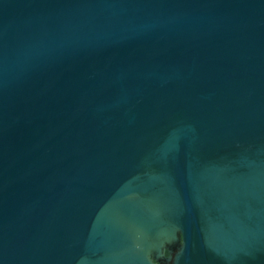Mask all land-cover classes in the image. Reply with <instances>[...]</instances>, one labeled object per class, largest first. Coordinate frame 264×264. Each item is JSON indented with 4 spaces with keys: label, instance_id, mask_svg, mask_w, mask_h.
<instances>
[{
    "label": "water",
    "instance_id": "obj_1",
    "mask_svg": "<svg viewBox=\"0 0 264 264\" xmlns=\"http://www.w3.org/2000/svg\"><path fill=\"white\" fill-rule=\"evenodd\" d=\"M0 264H264V0H0Z\"/></svg>",
    "mask_w": 264,
    "mask_h": 264
}]
</instances>
